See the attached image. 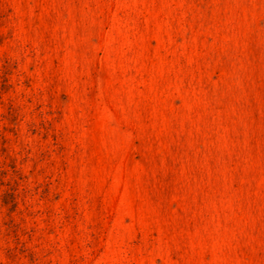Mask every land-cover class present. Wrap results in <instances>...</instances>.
I'll list each match as a JSON object with an SVG mask.
<instances>
[{
  "label": "rangeland",
  "instance_id": "rangeland-1",
  "mask_svg": "<svg viewBox=\"0 0 264 264\" xmlns=\"http://www.w3.org/2000/svg\"><path fill=\"white\" fill-rule=\"evenodd\" d=\"M0 264H264V0H0Z\"/></svg>",
  "mask_w": 264,
  "mask_h": 264
}]
</instances>
